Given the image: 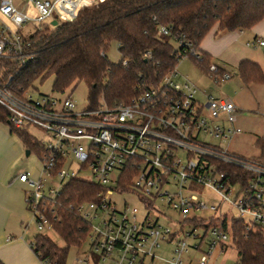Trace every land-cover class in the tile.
I'll return each mask as SVG.
<instances>
[{"label":"built area","instance_id":"2783aa9c","mask_svg":"<svg viewBox=\"0 0 264 264\" xmlns=\"http://www.w3.org/2000/svg\"><path fill=\"white\" fill-rule=\"evenodd\" d=\"M98 1L0 0V106L13 127L35 126L48 135L46 142L35 141L41 147L37 177L18 175L28 187L24 202L38 231L53 230L64 186L80 179L97 189L92 199L68 204L89 226V247L85 256L76 257L78 264H210L215 250L224 253L229 242L233 245L235 219L264 241V159L244 158L220 147L241 132L236 104L207 94L187 79L177 80L181 57L190 56L197 64L201 60L199 49L179 33L159 29L172 35L175 48L184 49L175 66L115 106L87 104L78 109L70 95L34 96L29 87H14L12 77L3 76L1 60L21 68L32 58L26 52L27 35L21 32L24 24L36 29L58 18L72 20L84 5ZM255 42L264 45V40ZM202 69L217 83L232 77L211 62ZM203 187L218 196L219 204L198 195ZM120 195L133 197L141 209L125 199L120 206ZM159 202L179 212L174 228L159 222L164 216ZM200 211L211 215L204 217ZM166 243L173 244L169 258L155 251ZM235 264H241L239 258Z\"/></svg>","mask_w":264,"mask_h":264},{"label":"trees","instance_id":"16d2710c","mask_svg":"<svg viewBox=\"0 0 264 264\" xmlns=\"http://www.w3.org/2000/svg\"><path fill=\"white\" fill-rule=\"evenodd\" d=\"M263 18L264 0H99L84 5L72 20L49 23L28 34L25 46L32 58L21 68L1 60L5 66L3 76L10 75L14 87H29L35 79L52 76L56 91L82 81L88 88L89 107L102 103L115 106L158 82L184 51L182 47L175 48L172 35H163L160 27L179 33L199 49L202 39L212 30H247ZM111 43L117 44L121 55L117 63L106 57ZM199 51L198 64L205 68L209 58ZM236 75L245 85L264 81L260 66L251 60L240 61ZM0 122L10 126L29 152L40 154L38 143L25 129L9 123L8 112L2 106ZM255 145L264 159V136L258 137ZM96 189L94 184L80 179L66 183L57 209L60 219L53 222V230L64 244L57 245L46 233L36 234L32 249L40 260L67 264L70 247H79L89 230L87 222L68 204L92 199ZM200 223L202 220L196 222ZM232 243L241 264H264L261 234L246 231L240 220H232Z\"/></svg>","mask_w":264,"mask_h":264},{"label":"rangeland","instance_id":"374dc122","mask_svg":"<svg viewBox=\"0 0 264 264\" xmlns=\"http://www.w3.org/2000/svg\"><path fill=\"white\" fill-rule=\"evenodd\" d=\"M17 1L21 2L23 0ZM54 17L57 16L54 15ZM57 21L60 22L62 20L58 18ZM34 30L35 28L30 23H27L23 25L21 32L24 35H28ZM237 42L241 43L244 48L257 51L255 46L246 45V39L244 36L239 38ZM260 51L263 57V62L262 65L260 64V68L264 74V49H261ZM106 57L112 63H117L120 60L121 55L116 43H111L108 46ZM224 70L232 75L231 79L227 81L221 80L217 83L206 76L203 69L190 56L185 55L181 57L176 65V71L179 75L177 78L178 81L187 79L195 84L200 90L205 88L207 94L209 93L215 97H227L236 103L238 108L236 113V125L241 128V132L220 144V147L244 158H259L260 149L255 145V140L258 137L264 136V81L259 84L250 83L246 86L240 80L239 76L236 75L235 67L228 65ZM29 88L34 96L49 94L65 97L70 95L78 109H82L87 105L88 88L82 81L71 84L69 87L65 88L62 93L53 89L52 76H49L44 80H40L39 78L33 80L32 83H30ZM198 96L201 99H204V95L201 91H199ZM26 131L34 141L46 142L48 140V135L35 126H29ZM26 150L27 148L25 144L18 135L10 131V126L5 122H0V173L5 174L10 179L19 175L21 172H29L32 177H37L40 163L39 155L34 151H31L26 155ZM85 175H88V173H85ZM43 178H45L46 181L48 180L45 176H43ZM53 181L56 184H59L58 179H53ZM27 189L28 187L26 184L21 187L23 201L24 193H27ZM197 193L207 203L219 204V198L212 190L203 187L200 188ZM123 199H125L128 204L136 205L141 209L140 203H137L133 197L126 195H120L117 198L120 206L123 203ZM158 204L160 209L164 212V214H162L164 216L159 219V222L163 226L174 228L177 225L174 221L179 220L180 218L179 212L162 202H159ZM25 210L26 215L23 216L21 221L17 220L16 223L20 233L24 234L25 239L30 242L34 239V236L41 233V231H38L36 228V223L32 219L29 210ZM199 214L204 217L211 215L209 211H200ZM93 223L97 224L98 219L93 220ZM45 233L57 245L63 246L64 243L62 239L54 230H46ZM187 242L190 243L191 240L188 238ZM88 247L87 239H85L79 247H70L66 260L67 264H78L76 257L85 256L84 252H86ZM172 249L173 244L166 243L160 245L155 251L159 256L169 258L172 256ZM203 249L206 250V246H204ZM218 252V250H215L214 253L210 255V264H235L238 259L236 249L230 244V242L229 247L226 248L224 253ZM196 254L198 255L199 253ZM98 264H112V262L105 261Z\"/></svg>","mask_w":264,"mask_h":264},{"label":"crops","instance_id":"0c3cea01","mask_svg":"<svg viewBox=\"0 0 264 264\" xmlns=\"http://www.w3.org/2000/svg\"><path fill=\"white\" fill-rule=\"evenodd\" d=\"M242 36L246 39V45L255 46L257 51L244 48L238 43L237 40ZM256 40H264V18L247 30L217 33L212 30L202 39L199 49L206 53L209 62L222 69L231 65L237 70L242 60H251L259 66L262 65L263 57L260 50L264 49V45H259ZM24 184L18 179V175L10 179L0 173V262L2 264H41L39 257L30 246L31 241L25 239L16 223L26 215L27 207L25 208L21 194V187Z\"/></svg>","mask_w":264,"mask_h":264},{"label":"water","instance_id":"95a60500","mask_svg":"<svg viewBox=\"0 0 264 264\" xmlns=\"http://www.w3.org/2000/svg\"><path fill=\"white\" fill-rule=\"evenodd\" d=\"M56 23H57L56 20L51 21V24H52V25H55ZM28 154H29V150L27 149V150H26V155H28Z\"/></svg>","mask_w":264,"mask_h":264}]
</instances>
